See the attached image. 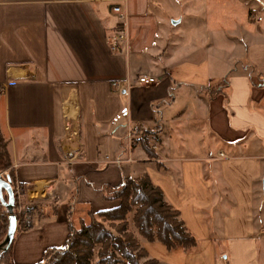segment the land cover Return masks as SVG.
<instances>
[{
  "label": "crops",
  "instance_id": "1",
  "mask_svg": "<svg viewBox=\"0 0 264 264\" xmlns=\"http://www.w3.org/2000/svg\"><path fill=\"white\" fill-rule=\"evenodd\" d=\"M186 37L192 49L176 43ZM142 75L157 84L137 86ZM2 85L10 169L41 202L15 233L14 264H39L116 206L107 192L143 177L196 246L142 240L141 263L264 264V0H0Z\"/></svg>",
  "mask_w": 264,
  "mask_h": 264
},
{
  "label": "trees",
  "instance_id": "2",
  "mask_svg": "<svg viewBox=\"0 0 264 264\" xmlns=\"http://www.w3.org/2000/svg\"><path fill=\"white\" fill-rule=\"evenodd\" d=\"M10 168L7 141L0 134L1 177L9 182L14 193L17 186L21 188L20 200L14 194V210L22 209L19 215L15 214L16 233H19L32 227L25 215L36 209L32 205L27 207L26 190L15 183ZM3 197L6 200L5 194ZM105 197L116 202V206L90 212L89 222L82 221L78 228L71 227L65 246L45 251L39 264H153L152 261L141 263L147 257L141 246L142 240L159 242L167 250L189 251L196 246L195 238L184 228L178 213L165 202L162 192L147 177L126 180ZM6 214L5 208L0 206V243L7 233ZM11 250L12 244L0 254V264H14Z\"/></svg>",
  "mask_w": 264,
  "mask_h": 264
},
{
  "label": "built area",
  "instance_id": "3",
  "mask_svg": "<svg viewBox=\"0 0 264 264\" xmlns=\"http://www.w3.org/2000/svg\"><path fill=\"white\" fill-rule=\"evenodd\" d=\"M112 13L116 15L120 20H124L125 14L120 6L113 7ZM126 41H127V37H126L125 30H124V25L122 24V30L119 31L111 41H109V47L111 51L117 52L119 51V44L125 43ZM155 84H157V80L153 77L142 75V76H138L136 79V85L139 87H149V86H154ZM122 85H124L127 89L131 87L129 80L114 81L111 83V87L113 88H119ZM6 87L7 86L5 85L0 86V96L5 92ZM14 194L18 197V200H20V197H21L20 186L16 187V191ZM50 197H53V195L49 194L48 198Z\"/></svg>",
  "mask_w": 264,
  "mask_h": 264
},
{
  "label": "water",
  "instance_id": "4",
  "mask_svg": "<svg viewBox=\"0 0 264 264\" xmlns=\"http://www.w3.org/2000/svg\"><path fill=\"white\" fill-rule=\"evenodd\" d=\"M178 22H174L177 24ZM264 186V182H263ZM6 194V200L3 197V193ZM0 204L5 208L8 213V227L7 233L3 241L0 243V254L6 251L13 243L14 236L17 229V219L14 213V192L9 182L2 179L0 174Z\"/></svg>",
  "mask_w": 264,
  "mask_h": 264
},
{
  "label": "rangeland",
  "instance_id": "5",
  "mask_svg": "<svg viewBox=\"0 0 264 264\" xmlns=\"http://www.w3.org/2000/svg\"><path fill=\"white\" fill-rule=\"evenodd\" d=\"M241 2V1H240ZM242 2H244V1H242ZM211 6V3H207V7H210ZM173 8V12L175 13V15H177L176 17H178V18H176V19H179L182 15H181V11H179L178 10V8L176 7L175 8V6H173L172 7ZM171 11H172V9H170ZM170 10H167L168 11V13H170ZM211 10V9H210ZM209 10V8H208V12H207V19H212V20H218L219 18H220V10H219V8H217V9H213L212 11H210ZM235 14H236V16H237V23H239L240 21H241V19H242V16H243V10H242V8L240 7V6H238L237 8H235ZM159 18H162V16H159ZM174 29V32L175 33H181V34H179L180 36H182L183 34V29H184V23H181V25H179V26H177L176 28H173ZM172 29V30H173ZM173 32V33H174ZM187 38V37H186ZM175 39L176 40V43H178L179 41H182V44H183V47L184 48H186V49H192L194 46V44H192L193 42L192 41H190V40H188L189 38H187V39ZM173 39V38H172ZM192 55V54H191ZM191 58L190 59H194V55H192V56H190ZM19 203V202H18ZM20 204V203H19ZM34 206L35 207V209L37 208V206L38 205H34V203H28V205H27V207H32V206ZM0 206H2L1 204H0ZM3 207V206H2ZM4 208V207H3ZM26 208V207H25ZM27 209V208H26ZM26 209H25V211H26ZM21 208L19 207L17 210H14L15 212V214L16 215H19L20 213H21ZM33 213V211L31 210V213L29 214L28 212H27V214L25 215V218H27V220L29 219V215H31ZM29 214V215H28ZM7 216H8V213L6 214Z\"/></svg>",
  "mask_w": 264,
  "mask_h": 264
}]
</instances>
